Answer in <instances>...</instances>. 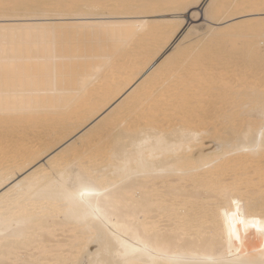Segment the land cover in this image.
Listing matches in <instances>:
<instances>
[{
  "label": "bare ground",
  "instance_id": "6f19581e",
  "mask_svg": "<svg viewBox=\"0 0 264 264\" xmlns=\"http://www.w3.org/2000/svg\"><path fill=\"white\" fill-rule=\"evenodd\" d=\"M205 1L0 0V264H264V0Z\"/></svg>",
  "mask_w": 264,
  "mask_h": 264
},
{
  "label": "rangeland",
  "instance_id": "374dc122",
  "mask_svg": "<svg viewBox=\"0 0 264 264\" xmlns=\"http://www.w3.org/2000/svg\"><path fill=\"white\" fill-rule=\"evenodd\" d=\"M207 1V0H206ZM205 1V2H206ZM204 5V4H203ZM203 5L198 9V10H201V13L203 14V9H202V7H203ZM196 9V8H195ZM195 9H193V10H195ZM255 10V9H254ZM262 10H264V7L263 8H259L258 10H257V12H256V14H248L247 16H245L244 18H237L236 20H242V19H245V20H252L253 18H258V17H261V16H263L264 15V13L262 12ZM99 11H101V10H99ZM116 11L117 10H106V12L105 11H103V12H100L99 14H96V15H94L95 16V18H92V19H89L90 21H95V22H98V21H104V20H111V19H113L114 17H116V15H118L117 13H116ZM110 12H111V14H110ZM112 12H115L116 14H114V13H112ZM4 13L5 14H7V15H11V14H19V19L20 20H22V19H25V18H27L28 16L27 15H30V14H34V15H36V14H42L43 12H41V10H33L32 12H28V11H25V10H19V11H17V10H8V11H4ZM50 14H54L55 12H49ZM104 13V14H103ZM190 13L191 12H185V14H186V17H185V24H186V26H185V28L189 25V23H190ZM247 13H250V12H247ZM109 14V15H108ZM173 14H177V15H180V14H182V12H175V13H173ZM202 14L199 16V19H200V17H202ZM50 16L51 18L50 19H48L47 20V22L48 23H52V24H54V23H56V22H63L64 20H61V19H52V18H54L53 16ZM172 14H166V15H162V16H159L160 18H164V17H167V16H171ZM118 17V16H117ZM121 18L120 19H123V20H136V19H134V17H125V15L123 16H120ZM145 18H151V17H145ZM144 18V19H145ZM79 20H85V19H79ZM189 21V23L187 24V22ZM198 24V23H201L200 22V20H196L195 22H192V24ZM213 24V26L216 24V23H211L210 25H212ZM217 26H218V24H216ZM215 25V26H216ZM25 38H22V40H24ZM30 40H32V39H30ZM176 44V41L174 42V45ZM17 52V49H13V51L11 52V53H9V55H13V54H15ZM22 55H25L24 53L22 54ZM74 58H77V57H72V58H70V59H74ZM83 58V57H82ZM84 60H78V61H76V63H81V62H83ZM98 66V65H97ZM51 72H52V69L50 70ZM42 162H46V159L45 160H43Z\"/></svg>",
  "mask_w": 264,
  "mask_h": 264
}]
</instances>
